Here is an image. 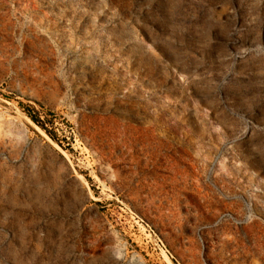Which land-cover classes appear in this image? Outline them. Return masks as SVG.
<instances>
[{"label":"rangeland","instance_id":"rangeland-1","mask_svg":"<svg viewBox=\"0 0 264 264\" xmlns=\"http://www.w3.org/2000/svg\"><path fill=\"white\" fill-rule=\"evenodd\" d=\"M0 264H264V0H0Z\"/></svg>","mask_w":264,"mask_h":264},{"label":"trees","instance_id":"trees-1","mask_svg":"<svg viewBox=\"0 0 264 264\" xmlns=\"http://www.w3.org/2000/svg\"><path fill=\"white\" fill-rule=\"evenodd\" d=\"M28 116L35 122V123H39L38 120H36V118L34 116H32L30 113H27ZM40 125V124H39ZM42 127V126H41Z\"/></svg>","mask_w":264,"mask_h":264}]
</instances>
